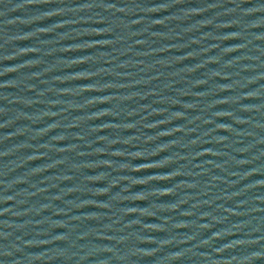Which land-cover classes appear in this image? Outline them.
I'll list each match as a JSON object with an SVG mask.
<instances>
[{
	"label": "water",
	"instance_id": "water-1",
	"mask_svg": "<svg viewBox=\"0 0 264 264\" xmlns=\"http://www.w3.org/2000/svg\"><path fill=\"white\" fill-rule=\"evenodd\" d=\"M0 264H264V0H0Z\"/></svg>",
	"mask_w": 264,
	"mask_h": 264
}]
</instances>
